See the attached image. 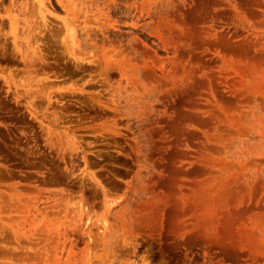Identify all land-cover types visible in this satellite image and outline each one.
I'll return each mask as SVG.
<instances>
[{
	"label": "rangeland",
	"instance_id": "374dc122",
	"mask_svg": "<svg viewBox=\"0 0 264 264\" xmlns=\"http://www.w3.org/2000/svg\"><path fill=\"white\" fill-rule=\"evenodd\" d=\"M0 264H264V0H0Z\"/></svg>",
	"mask_w": 264,
	"mask_h": 264
}]
</instances>
